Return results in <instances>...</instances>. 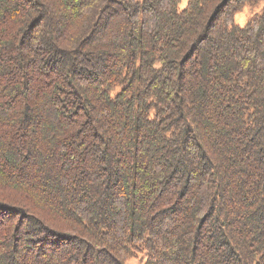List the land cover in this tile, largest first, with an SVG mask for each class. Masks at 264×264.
I'll return each instance as SVG.
<instances>
[{"label": "trees", "instance_id": "trees-1", "mask_svg": "<svg viewBox=\"0 0 264 264\" xmlns=\"http://www.w3.org/2000/svg\"><path fill=\"white\" fill-rule=\"evenodd\" d=\"M181 1L0 0V264H264V0Z\"/></svg>", "mask_w": 264, "mask_h": 264}, {"label": "rangeland", "instance_id": "rangeland-1", "mask_svg": "<svg viewBox=\"0 0 264 264\" xmlns=\"http://www.w3.org/2000/svg\"><path fill=\"white\" fill-rule=\"evenodd\" d=\"M186 2L187 0H182L181 7H183L186 4ZM259 11H260V7L253 10L244 8L234 16V22L240 26H243L255 13H259ZM139 261H140L139 259L136 260L130 259L128 261V264H140L141 262Z\"/></svg>", "mask_w": 264, "mask_h": 264}]
</instances>
